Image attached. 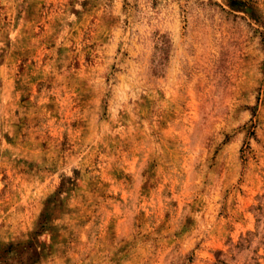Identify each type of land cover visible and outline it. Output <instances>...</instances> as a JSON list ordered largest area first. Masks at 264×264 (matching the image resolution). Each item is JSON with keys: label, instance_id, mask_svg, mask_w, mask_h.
I'll list each match as a JSON object with an SVG mask.
<instances>
[{"label": "rangeland", "instance_id": "374dc122", "mask_svg": "<svg viewBox=\"0 0 264 264\" xmlns=\"http://www.w3.org/2000/svg\"><path fill=\"white\" fill-rule=\"evenodd\" d=\"M0 264H264V0H0Z\"/></svg>", "mask_w": 264, "mask_h": 264}]
</instances>
